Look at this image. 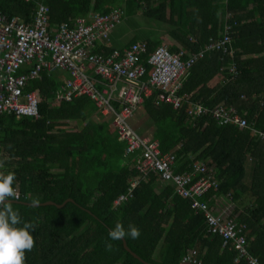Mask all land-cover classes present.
I'll return each mask as SVG.
<instances>
[{
  "label": "trees",
  "instance_id": "trees-1",
  "mask_svg": "<svg viewBox=\"0 0 264 264\" xmlns=\"http://www.w3.org/2000/svg\"><path fill=\"white\" fill-rule=\"evenodd\" d=\"M121 1L0 0V11L31 21L37 4L45 2L53 26L123 7ZM132 6L148 18L171 24L173 52L180 47L199 51L219 37L226 24L232 25L231 49L208 51L199 58L180 93L210 108L235 106L251 127L219 125L210 113L193 121L187 102L180 107L157 105L156 92L145 98L142 111L155 127L151 135L163 153H176L175 171H191L203 160L220 181L205 195L183 196L172 182L157 185L158 173L143 175L132 165L137 154L125 152L126 143L118 139L110 118L105 119L89 96L53 103L55 90L70 75L43 70L29 86L40 90V116L0 115V174H15L13 185L20 196L10 198L18 200L10 201L11 206L21 222L33 225L34 243L24 250V264H145L125 248L122 238L109 237L117 223L126 232L129 225L138 228L137 237H124L145 261L181 264L189 250L196 249L192 264H250L244 258L236 261L234 243L224 245L222 235L210 230L204 212L193 206L194 198L205 200L221 215L223 197L228 199L225 206L231 205L221 216L246 225L248 250L264 264V139L252 129L264 131V0H132ZM138 40H146L150 52L163 44L141 32L125 44L100 45L95 51L122 50ZM95 114L103 119H95ZM72 121L83 126L77 128ZM132 179L138 180L132 195L117 203L120 195H128ZM247 199L251 204L243 208L234 205ZM49 200L65 203L33 204Z\"/></svg>",
  "mask_w": 264,
  "mask_h": 264
},
{
  "label": "built area",
  "instance_id": "built-area-1",
  "mask_svg": "<svg viewBox=\"0 0 264 264\" xmlns=\"http://www.w3.org/2000/svg\"><path fill=\"white\" fill-rule=\"evenodd\" d=\"M49 12L50 6L45 2L37 4L31 21L0 11V115L13 113L17 119L38 118L41 93L38 88L29 89L32 79L41 78L43 70L65 71L70 76L55 90L53 103L89 96L99 112L110 118L118 139L126 143L125 152L137 154L136 168L143 175L153 170L161 180L176 185L183 196L205 195L210 189H217L219 180L205 161H196L191 171L176 172V153H163L158 139L139 133L133 119L145 98L156 92L157 105L171 103L180 107L187 102V113L193 121L210 113L219 125L250 128L248 117L235 106L210 108L190 99V94L180 93L199 58L208 51L231 49L232 25L226 24L223 33L211 38L199 51L180 47L173 52L161 44L150 52L147 41L138 40L122 50L114 48L105 54L104 50H95L100 45L110 46L112 33L124 20L123 7L105 13L91 12L87 17L78 16L53 26L49 23ZM229 65L235 72L234 62ZM252 129L255 136L264 139V131ZM137 184L138 180L132 179L128 195H120L116 202L129 198ZM15 191V198H19L20 192ZM193 206L204 212L210 230L222 235L224 245L234 243L238 250L236 261L244 258L250 264H261L248 250L245 224L214 214L205 200L194 198ZM196 253V249L189 250L181 264L196 262Z\"/></svg>",
  "mask_w": 264,
  "mask_h": 264
},
{
  "label": "clouds",
  "instance_id": "clouds-1",
  "mask_svg": "<svg viewBox=\"0 0 264 264\" xmlns=\"http://www.w3.org/2000/svg\"><path fill=\"white\" fill-rule=\"evenodd\" d=\"M15 174H0V264H24V250L31 249L34 243L31 230L33 225L21 222L19 214L9 202L16 196L13 185ZM220 183V181H219ZM112 240H119L125 235L133 238L139 235V230L133 225L125 228L117 223L108 233Z\"/></svg>",
  "mask_w": 264,
  "mask_h": 264
},
{
  "label": "rangeland",
  "instance_id": "rangeland-1",
  "mask_svg": "<svg viewBox=\"0 0 264 264\" xmlns=\"http://www.w3.org/2000/svg\"><path fill=\"white\" fill-rule=\"evenodd\" d=\"M124 1V0H122ZM121 1V2H122ZM123 8L125 10L124 20L117 25L114 32L112 33L111 44L114 41H117L118 44H125L134 36L140 35L141 32L150 33L153 38L161 39L164 45L170 47L172 44H175L174 38L169 34V30L171 28V24L166 22H160L151 18L146 17L141 9H136L132 6V0H125L122 2ZM119 7V6H115ZM114 8V7H113ZM169 16L171 17V8L169 9ZM116 38L117 40H114ZM144 41V40H141ZM95 119H103L100 118L98 114L93 115ZM105 119H108L105 116ZM146 121L145 125L141 127L140 125ZM143 122V123H141ZM148 123V124H147ZM71 124L75 125L77 128H81L83 123L81 121H72ZM134 126L141 130V133L151 134V129L154 130V126L152 125L151 120L147 117V115L140 108L134 118L133 122ZM150 126V127H149ZM151 128V129H150ZM129 165H131L129 163ZM133 166L136 164L132 163ZM228 201L227 198L223 197L222 202ZM241 205L251 204V199L244 200Z\"/></svg>",
  "mask_w": 264,
  "mask_h": 264
},
{
  "label": "water",
  "instance_id": "water-1",
  "mask_svg": "<svg viewBox=\"0 0 264 264\" xmlns=\"http://www.w3.org/2000/svg\"><path fill=\"white\" fill-rule=\"evenodd\" d=\"M67 200H73V198H68ZM67 200H66V201H67ZM10 201H17V202H18V200H14V199H10L9 202H10ZM64 203H65V202H63V203H56V202H54V201H52V200H49V201H45V202H34L33 204H34V205H40V204H44V205H46V204H55V205H57V206L60 207V206H62ZM122 239H123V243H124L125 248H126L128 251H130V252H131L136 258H138L139 260L143 261L145 264H156V263L151 262V261H145L140 255H138L136 252H134V251L128 246L125 237H122ZM184 264H192V262H186V263H184Z\"/></svg>",
  "mask_w": 264,
  "mask_h": 264
},
{
  "label": "crops",
  "instance_id": "crops-1",
  "mask_svg": "<svg viewBox=\"0 0 264 264\" xmlns=\"http://www.w3.org/2000/svg\"><path fill=\"white\" fill-rule=\"evenodd\" d=\"M114 40H117L116 38H113ZM114 42H117V41H114ZM176 43V42H175ZM140 108H142V107H140ZM136 116V115H135ZM135 118V117H134ZM141 123H143V122H141ZM145 123H146V121L143 123V124H141L140 126H144L145 125ZM148 124V123H147ZM150 127V126H149ZM164 182L165 181H163V180H161L159 177H158V180H157V182H156V184L157 185H163L164 184ZM244 200H239V201H237L236 203H234V205L236 206V205H239L240 206V208H243L244 206H246V205H241L240 203H242ZM246 201V200H245ZM231 205V204H230ZM230 205H228V204H226V206H225V202H222V201H220V204H219V207L222 209V211H221V215L223 214V213H227V212H229V210H230ZM233 205V206H234ZM231 208H232V206H231ZM220 209V210H221ZM228 214V213H227Z\"/></svg>",
  "mask_w": 264,
  "mask_h": 264
}]
</instances>
